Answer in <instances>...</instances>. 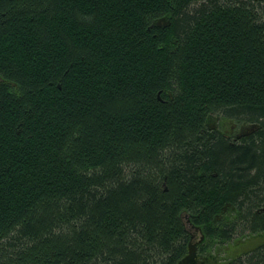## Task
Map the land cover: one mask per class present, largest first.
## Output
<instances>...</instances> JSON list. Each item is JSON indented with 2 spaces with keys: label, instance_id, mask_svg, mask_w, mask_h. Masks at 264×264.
Here are the masks:
<instances>
[{
  "label": "trees",
  "instance_id": "trees-1",
  "mask_svg": "<svg viewBox=\"0 0 264 264\" xmlns=\"http://www.w3.org/2000/svg\"><path fill=\"white\" fill-rule=\"evenodd\" d=\"M263 207L264 0H0V264H264Z\"/></svg>",
  "mask_w": 264,
  "mask_h": 264
},
{
  "label": "rangeland",
  "instance_id": "rangeland-1",
  "mask_svg": "<svg viewBox=\"0 0 264 264\" xmlns=\"http://www.w3.org/2000/svg\"><path fill=\"white\" fill-rule=\"evenodd\" d=\"M199 233H200V232H198V231H197V233H194V234H195V235H194V240H195V241H198L199 236H200ZM243 246H245V244L233 248V249H234L233 252H234V253H239V252H241V251H242L241 249H242ZM221 251H222V250H221ZM225 254H226V252L224 251L222 254H220V256L225 255ZM228 256H229V254H228Z\"/></svg>",
  "mask_w": 264,
  "mask_h": 264
},
{
  "label": "flooded vegetation",
  "instance_id": "flooded-vegetation-1",
  "mask_svg": "<svg viewBox=\"0 0 264 264\" xmlns=\"http://www.w3.org/2000/svg\"><path fill=\"white\" fill-rule=\"evenodd\" d=\"M231 131H232V130H230V134H231ZM233 131H234L233 134H236L238 137H240V135H241L240 132H241V131H239V134H237V132H236V131H237V128H236V129L234 128ZM263 209H264V207H263Z\"/></svg>",
  "mask_w": 264,
  "mask_h": 264
},
{
  "label": "water",
  "instance_id": "water-1",
  "mask_svg": "<svg viewBox=\"0 0 264 264\" xmlns=\"http://www.w3.org/2000/svg\"><path fill=\"white\" fill-rule=\"evenodd\" d=\"M191 246H192V250H191V252H194V246H193V244H192Z\"/></svg>",
  "mask_w": 264,
  "mask_h": 264
},
{
  "label": "bare ground",
  "instance_id": "bare-ground-1",
  "mask_svg": "<svg viewBox=\"0 0 264 264\" xmlns=\"http://www.w3.org/2000/svg\"><path fill=\"white\" fill-rule=\"evenodd\" d=\"M191 227V226H190ZM193 240V239H192Z\"/></svg>",
  "mask_w": 264,
  "mask_h": 264
}]
</instances>
